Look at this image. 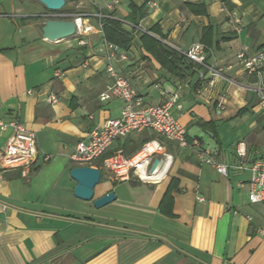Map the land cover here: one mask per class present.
I'll return each mask as SVG.
<instances>
[{
    "label": "crops",
    "instance_id": "crops-1",
    "mask_svg": "<svg viewBox=\"0 0 264 264\" xmlns=\"http://www.w3.org/2000/svg\"><path fill=\"white\" fill-rule=\"evenodd\" d=\"M35 2L0 0V114L16 115L35 135L38 150L26 177L17 170L0 173V264H264V234L258 232L264 229V204L248 201V171L230 169L222 177L193 150L165 139L158 143L172 164L161 183L107 178L95 188V198L113 192L116 199L101 209L74 198L70 171L78 166L69 155L94 126L118 118L122 104L99 101L112 82L105 73L102 37L89 35L84 46L76 40H44L41 28L54 15ZM108 2L70 0L66 13L91 22ZM103 13L133 38L123 50L127 60H116L113 67L145 105H159L165 94L177 93L182 106L177 117L187 137L199 140L217 164L249 165L264 158V153L255 154L251 138L239 133L230 138L227 132L247 112L256 117L250 128L264 123L249 90L254 80L235 59L241 48L249 55L264 54L257 27L264 19L262 8L252 0H124ZM234 16L240 25L233 23ZM136 25L180 56L202 44L206 63L223 68L229 81L206 87L198 68L186 59L181 69L187 78L179 80L142 48V34L131 29ZM153 27L158 35L150 32ZM50 95L56 104L48 102ZM150 132L116 141L108 155L123 151L133 157L140 151L131 155L134 147L150 142L144 137ZM5 142L0 134V150ZM100 163L91 168L99 169ZM166 194L170 216L159 211Z\"/></svg>",
    "mask_w": 264,
    "mask_h": 264
},
{
    "label": "built area",
    "instance_id": "built-area-1",
    "mask_svg": "<svg viewBox=\"0 0 264 264\" xmlns=\"http://www.w3.org/2000/svg\"><path fill=\"white\" fill-rule=\"evenodd\" d=\"M124 0H109L104 7V11L110 12L114 7ZM98 11L91 24L81 15H70L58 13L54 19L71 20L75 24V37L80 46H84V40L89 35H102L103 20L110 16ZM111 19V18H110ZM233 23L240 25L239 20L234 16ZM135 33L147 34L140 26H132ZM241 29H237L240 33ZM105 53V73L110 77L111 84L99 95V101L106 103L112 100L121 102V111L118 118L106 119L102 123L94 126L83 140L74 146L69 155L70 163L78 167H91L98 161L101 166L98 170H106L112 175V179L118 182H127L134 178L142 184H159L167 177L172 164V157L167 154L164 148L157 141H150L142 146L140 151L133 157L126 158L121 151L108 155L111 146L118 140L126 138L132 133L151 131L155 135L176 143L179 148L191 149L197 159L210 167L222 177H227L229 170L248 171V201L251 204H264V158L259 159L249 165H244L240 161L237 165L227 166L217 164L211 153L202 147L197 139H189L185 128L180 124L177 113L182 111L177 93L165 94V99L159 105L147 106L142 97L131 86L127 77L120 75L113 67V62L119 60L125 62L127 54L118 46L103 41ZM181 56L194 64L199 73V81L206 84L208 88H214L217 81L228 82L224 75V69L206 63V48L199 43L193 44L188 50L181 52ZM238 67L242 72L251 77L254 82L250 91L257 98V106L264 119V54L256 53L249 55L247 48H241L235 55ZM86 64L81 65L86 68ZM229 69V68H228ZM61 76L56 71L54 78ZM202 88L197 89V94H201ZM50 104H56L55 96L48 98ZM0 134L6 136L4 147L0 150V173L9 170H17L23 177H26L38 158L36 137L20 123L16 115L2 117L0 114ZM240 158L244 154L238 152ZM154 161H159V165L151 171ZM167 167L164 175L158 173L163 167ZM259 234H264V229H260Z\"/></svg>",
    "mask_w": 264,
    "mask_h": 264
},
{
    "label": "water",
    "instance_id": "water-1",
    "mask_svg": "<svg viewBox=\"0 0 264 264\" xmlns=\"http://www.w3.org/2000/svg\"><path fill=\"white\" fill-rule=\"evenodd\" d=\"M45 10L56 13L62 11L65 0H35ZM75 24L71 20L48 19L41 28L42 38L48 42H59L69 38H75ZM159 165L154 161L151 171ZM70 178L75 183L73 196L83 202H92L95 209H101L115 201L113 192H109L99 198H95V188L101 180V172L91 167H75L70 171Z\"/></svg>",
    "mask_w": 264,
    "mask_h": 264
},
{
    "label": "trees",
    "instance_id": "trees-1",
    "mask_svg": "<svg viewBox=\"0 0 264 264\" xmlns=\"http://www.w3.org/2000/svg\"><path fill=\"white\" fill-rule=\"evenodd\" d=\"M66 4L67 2L65 0V5ZM188 6L193 13L205 15L204 10H200L199 8H197L198 10H195L194 5H188ZM150 32L156 35H158L159 33L156 27H153L150 30ZM102 35H103L102 39L106 43L114 44L119 48H121L122 50H128L133 40L132 36L121 28V24L119 23V21L110 18L103 20ZM140 40H141L142 48L146 52L151 54L155 58V60L161 65L162 68L166 69L169 73L177 77L179 80L182 81L186 80L187 76L181 69L184 67L183 65L184 58L182 56L170 50L169 48H167L166 46H164L163 44H161L159 41L149 36L148 34H142ZM201 127L205 130L210 129L209 125L207 124H202ZM142 144L139 147H134V150L130 154L132 155L135 152L139 151L141 149ZM101 179H102V173H101ZM159 211L163 215L166 216L171 215L170 198L168 194H166L165 197L163 198V201L161 202V205L159 207Z\"/></svg>",
    "mask_w": 264,
    "mask_h": 264
},
{
    "label": "rangeland",
    "instance_id": "rangeland-1",
    "mask_svg": "<svg viewBox=\"0 0 264 264\" xmlns=\"http://www.w3.org/2000/svg\"><path fill=\"white\" fill-rule=\"evenodd\" d=\"M253 4L258 6L260 9H263V13H264V0H252ZM67 4L63 7L62 11L58 12L60 14L62 13H66V11H68V4L70 2V0H66ZM37 3V2H35ZM41 5V4H39ZM42 7V5H41ZM43 8V7H42ZM45 11V10H44ZM47 11V10H46ZM48 13H50L51 15L56 16L55 13H52L50 11H48ZM91 24H95L96 22L92 19ZM257 27L259 28L260 31V35L261 38L264 39V19L261 20L258 24ZM88 38V37H86ZM74 40H77V38H69L64 40L65 42L63 43H77V41L74 42ZM255 116L251 113V112H247L244 117H242V119H238L236 122H234L232 125L228 126V134L230 138H233L236 136V133H239L240 137H248L252 139L253 142V149L255 151L256 155H260L262 153H264V123L263 122H259L257 124V126L255 128H250V123L255 121ZM144 137H146L148 139V141L151 140H157V142H161L164 143V139L160 138L159 136L153 134V133H147ZM98 165V164H97ZM101 166V163L99 164ZM102 179L100 180L99 184L107 179V178H112V175L110 173H108L106 170H102ZM130 182H132L134 185L138 184V182H136V180L134 178L130 179Z\"/></svg>",
    "mask_w": 264,
    "mask_h": 264
},
{
    "label": "bare ground",
    "instance_id": "bare-ground-1",
    "mask_svg": "<svg viewBox=\"0 0 264 264\" xmlns=\"http://www.w3.org/2000/svg\"><path fill=\"white\" fill-rule=\"evenodd\" d=\"M166 171H167V167L165 166V167L161 168L160 170H158V173H160L161 175H164L166 173Z\"/></svg>",
    "mask_w": 264,
    "mask_h": 264
}]
</instances>
